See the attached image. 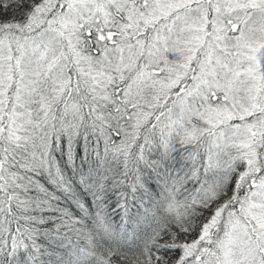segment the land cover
Segmentation results:
<instances>
[{
  "label": "snow or ice",
  "instance_id": "obj_1",
  "mask_svg": "<svg viewBox=\"0 0 264 264\" xmlns=\"http://www.w3.org/2000/svg\"><path fill=\"white\" fill-rule=\"evenodd\" d=\"M0 264H264V0H0Z\"/></svg>",
  "mask_w": 264,
  "mask_h": 264
}]
</instances>
